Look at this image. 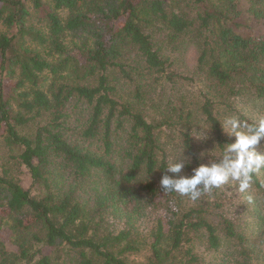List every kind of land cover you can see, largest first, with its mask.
Instances as JSON below:
<instances>
[{
    "label": "trees",
    "instance_id": "trees-1",
    "mask_svg": "<svg viewBox=\"0 0 264 264\" xmlns=\"http://www.w3.org/2000/svg\"><path fill=\"white\" fill-rule=\"evenodd\" d=\"M251 23L264 26V0H0V264L245 249L222 186L193 202L159 181L184 151L181 174L218 159L234 142L224 121L254 123L239 102L264 108ZM251 189L264 207L258 173Z\"/></svg>",
    "mask_w": 264,
    "mask_h": 264
},
{
    "label": "clouds",
    "instance_id": "clouds-1",
    "mask_svg": "<svg viewBox=\"0 0 264 264\" xmlns=\"http://www.w3.org/2000/svg\"><path fill=\"white\" fill-rule=\"evenodd\" d=\"M222 128L227 135L234 136L235 141L226 143L218 159L192 168L190 175L181 174L191 163V158L184 151L181 158L165 168L166 173L159 181L164 193H177L195 202L226 184L235 183L241 193L251 187L253 175L264 169V152L257 150V146L264 141V117L251 124L227 118ZM167 173L179 175L170 176ZM247 199L251 201L252 196Z\"/></svg>",
    "mask_w": 264,
    "mask_h": 264
},
{
    "label": "rangeland",
    "instance_id": "rangeland-1",
    "mask_svg": "<svg viewBox=\"0 0 264 264\" xmlns=\"http://www.w3.org/2000/svg\"><path fill=\"white\" fill-rule=\"evenodd\" d=\"M251 26L255 35H264L263 25L251 23ZM194 60L195 54L193 50H191L187 54V62L190 68L193 67ZM237 110L239 114L252 122H256L259 118L264 117V108H260L259 106L256 108L254 103L251 102H239L237 104ZM230 117H232V114ZM203 136L206 138V135L203 134ZM257 147L258 151L264 152V141ZM258 175L264 182V169H261ZM222 189L226 193L228 200H230L228 201V205L232 206L233 209H238V217L241 219V222L246 225V228L242 229V232L247 238V243L244 246L249 258L240 257L238 255V253L245 249H242L240 246H234L236 241L235 243L232 242L221 247L217 251L205 252L202 246H198L196 251L202 256L204 264H245V262H247V264H264V220L260 217L261 215L264 218V207L260 204H254L253 199L256 198L257 193H255L251 187L246 192L241 193L238 190V185L235 183L223 185ZM249 195L252 196L251 201L247 199ZM240 201L241 205L237 203ZM233 249H235L236 252L240 250L232 256ZM146 253V250H143L142 253L138 255L140 259L139 257L136 258L137 264H145L143 257Z\"/></svg>",
    "mask_w": 264,
    "mask_h": 264
}]
</instances>
